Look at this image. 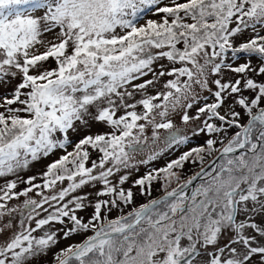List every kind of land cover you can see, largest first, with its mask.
<instances>
[{
	"label": "snow or ice",
	"instance_id": "snow-or-ice-1",
	"mask_svg": "<svg viewBox=\"0 0 264 264\" xmlns=\"http://www.w3.org/2000/svg\"><path fill=\"white\" fill-rule=\"evenodd\" d=\"M174 116L219 135L135 179L165 194L125 213L132 172L190 142ZM53 156L42 184L21 175ZM0 179V220L20 217L0 223V264L87 233L52 264H264V0H0Z\"/></svg>",
	"mask_w": 264,
	"mask_h": 264
},
{
	"label": "rangeland",
	"instance_id": "rangeland-1",
	"mask_svg": "<svg viewBox=\"0 0 264 264\" xmlns=\"http://www.w3.org/2000/svg\"><path fill=\"white\" fill-rule=\"evenodd\" d=\"M36 15H41L42 13L40 11H38L37 13H35ZM151 18H155V17H151ZM247 36V34H246ZM48 39L52 38V34H48ZM253 63H256L255 59L253 60ZM54 66V65H53ZM228 77H231L233 74L231 73H227L226 74ZM207 95V93H205ZM209 102H212V98L210 97ZM239 110V109H237ZM190 114H194V110H189ZM174 123L176 124L177 127L183 128L187 134L190 136V142L184 145H180V146H174L171 149H166L165 151H163V153L154 161H152L150 164L147 165H140L139 166V170L138 171H133L129 181L126 182L128 184L133 183V181L135 179L140 178L141 176H143L147 171H150L154 168H161L164 167L168 162H170L172 159H177L183 152L190 150L193 147H198V146H202L204 144V142L208 139V138H217L219 134H215V135H211V134H207L206 131L205 133H200L197 136H192L191 132L188 131L190 128H192L194 126L193 122L190 121L187 125L183 124L182 120L178 117V116H174L173 117ZM217 123H219L218 121H216ZM203 126V125H201ZM236 131L235 128H232L229 130V135L234 134V132ZM161 133V140L156 144V145H152V141H151V131L148 132V136H149V141H148V146H145V151L144 152H138L136 159H141V158H146L147 155L149 154L150 151H154V150H158V149H163L165 148L164 145V137L167 135V133L165 132V130L161 129L160 130ZM227 141H225L226 143ZM150 146V147H149ZM217 148H221L222 146L218 143L216 145ZM71 150V149H69ZM216 153H213V155L211 156H206L205 161L203 163V166L206 164V162H208L213 156H215ZM59 154H57L58 156ZM57 156H53L51 157L49 160L46 161H42V162H38V163H34L32 166H30V169L27 170L26 172L21 173V175L24 176L25 179H27L28 176L31 175H36L38 177L36 183H43L42 179H40V174L45 170V164L50 162L51 159H55L57 158ZM95 158V157H93ZM89 166H90V162H89ZM201 168V164L199 161H197L196 163H192L191 160L188 162H185V165L183 167V169H176V171H178L181 175V180L180 183H183L184 180H186L187 178L191 177L194 173H196L199 169ZM9 179H11V177H9ZM4 181L3 179H0V184H2ZM163 180H158V181H154L152 183L151 186V195H141L140 191L138 189V187H135L133 185V191L135 193L134 196V202L132 205H129L128 207H126L124 209L125 213H127L128 211L132 210L133 207H138L140 204L143 203H147L150 199H156L162 195H164V188H163ZM200 183V181L198 182V184ZM68 181L64 182V186H67ZM197 184V185H198ZM27 185L26 184H20L17 191L22 190L23 188H25ZM177 183L174 180L169 188V190H171V187H176ZM59 187V184H58ZM99 187V186H97ZM40 191L38 189H34L32 193L29 194V196L33 199H40V197L38 195H36V193ZM85 191H95L94 189L91 188H84L81 189L80 192H85ZM43 192L45 195L49 194V190L48 189H43ZM26 199V197H20L18 200L14 199L12 201L9 202V207H13V206H17L23 205L24 200ZM45 207H48L47 205H45ZM92 209L89 208L84 212H80L78 213V215L84 216L86 219L91 215ZM119 213L116 210H113V213L111 214L113 217L118 215ZM42 215H46L45 213H42ZM19 213H13L11 217H5L3 218V220H0V223L6 222V221H11L12 224L14 226H18V221H19ZM39 218V217H38ZM33 226H34V222H33ZM56 228L62 227L61 225H55ZM62 236V233H61ZM71 242H73V240L70 239H60L59 243L52 249V251L48 254L47 257L43 258L44 259V263L45 264H49L53 261V253L68 246Z\"/></svg>",
	"mask_w": 264,
	"mask_h": 264
},
{
	"label": "flooded vegetation",
	"instance_id": "flooded-vegetation-1",
	"mask_svg": "<svg viewBox=\"0 0 264 264\" xmlns=\"http://www.w3.org/2000/svg\"><path fill=\"white\" fill-rule=\"evenodd\" d=\"M125 187H126V188H129V187H130V188H134V187H133V183H130V184L126 183V184H125ZM86 235H91V233H87V234H75V235L71 236V237L68 238V239L73 240V242H71L70 244H72V243H79V242H81L83 239L86 238ZM44 264H45V263H44ZM49 264H52V262L49 263Z\"/></svg>",
	"mask_w": 264,
	"mask_h": 264
},
{
	"label": "water",
	"instance_id": "water-1",
	"mask_svg": "<svg viewBox=\"0 0 264 264\" xmlns=\"http://www.w3.org/2000/svg\"><path fill=\"white\" fill-rule=\"evenodd\" d=\"M219 155V152L207 163V164H205L203 167L205 168V169H208L209 168V165L211 164V162L214 160V159H216V157ZM200 171V170H199ZM199 182V180H197V181H195L194 182V184L193 185H191L190 187H189V193L191 192V190H192V188H194L195 187V185L197 184ZM162 196H164V195H162ZM162 196H160L159 198H157V199H160Z\"/></svg>",
	"mask_w": 264,
	"mask_h": 264
},
{
	"label": "trees",
	"instance_id": "trees-1",
	"mask_svg": "<svg viewBox=\"0 0 264 264\" xmlns=\"http://www.w3.org/2000/svg\"><path fill=\"white\" fill-rule=\"evenodd\" d=\"M206 163H207V162H206ZM197 172H198V171H197ZM197 184H198V183H197ZM197 184H196V185H197Z\"/></svg>",
	"mask_w": 264,
	"mask_h": 264
}]
</instances>
